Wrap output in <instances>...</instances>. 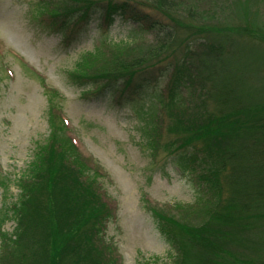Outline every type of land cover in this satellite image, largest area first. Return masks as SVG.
I'll return each mask as SVG.
<instances>
[{"label":"trees","instance_id":"trees-1","mask_svg":"<svg viewBox=\"0 0 264 264\" xmlns=\"http://www.w3.org/2000/svg\"><path fill=\"white\" fill-rule=\"evenodd\" d=\"M258 1L221 0L225 9L233 2L222 29L217 22L223 15L213 16L215 0L36 3L63 23L71 12L104 3L132 16L138 30L147 32L142 39L107 42L82 54L72 76L107 84L133 82L151 68L167 76L158 99L144 109L145 120L152 118L154 145L170 133L164 147L170 154L177 151L183 170L194 172L208 195L197 226L175 218L171 210L169 216L155 211L179 251L177 264H264V83L246 84L244 71L231 74L230 48L251 43L254 59L263 60ZM203 11L213 17L204 19ZM156 112L161 114L153 121ZM51 125L12 207L15 230L0 232V264H116L102 242L113 211L104 173L78 155L61 119L51 117Z\"/></svg>","mask_w":264,"mask_h":264},{"label":"rangeland","instance_id":"rangeland-1","mask_svg":"<svg viewBox=\"0 0 264 264\" xmlns=\"http://www.w3.org/2000/svg\"><path fill=\"white\" fill-rule=\"evenodd\" d=\"M37 1L0 0V232L15 230L12 207L19 202L20 184L31 163L52 133L53 117L63 121L65 133L60 134L72 140L78 155L104 173L113 211L102 242L111 260L177 264L179 251L165 233V219L155 211L169 216L171 210L175 218L197 226L204 220L207 194L194 172L183 170L177 151L170 154L164 147L170 133L154 145L148 125L152 118L145 120L144 109L160 95L167 76L157 68L133 82L107 84L72 76L82 54L107 42L142 39L147 32L138 30L132 16L104 3L71 12L63 23L41 12ZM220 1L212 7L217 11L213 16L223 15L214 20L222 29L233 2L225 9ZM257 4V21L264 26V0ZM211 14L203 11L201 17L210 19ZM248 44L230 46L231 74L244 71L246 84L261 86L264 58L254 59ZM259 53L263 55L256 50ZM160 114L156 112L153 121ZM1 244L0 234V256Z\"/></svg>","mask_w":264,"mask_h":264}]
</instances>
